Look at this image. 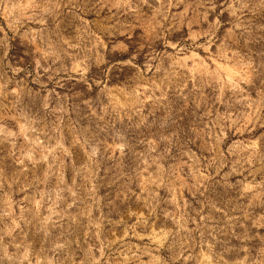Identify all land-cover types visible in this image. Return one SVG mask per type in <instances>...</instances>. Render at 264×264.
Masks as SVG:
<instances>
[{"label":"rangeland","instance_id":"1","mask_svg":"<svg viewBox=\"0 0 264 264\" xmlns=\"http://www.w3.org/2000/svg\"><path fill=\"white\" fill-rule=\"evenodd\" d=\"M0 264H264V0H0Z\"/></svg>","mask_w":264,"mask_h":264}]
</instances>
